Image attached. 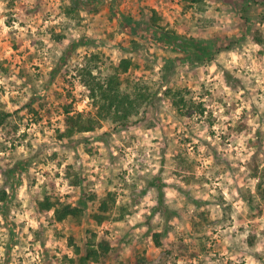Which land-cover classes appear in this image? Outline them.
<instances>
[{
	"label": "rangeland",
	"instance_id": "374dc122",
	"mask_svg": "<svg viewBox=\"0 0 264 264\" xmlns=\"http://www.w3.org/2000/svg\"><path fill=\"white\" fill-rule=\"evenodd\" d=\"M155 30L235 44L177 59ZM123 57L122 87L138 81L148 104L59 139L65 106L95 112L85 69ZM0 109V264H77L74 244L102 238L87 264H264V0H0ZM46 196L86 213L57 221Z\"/></svg>",
	"mask_w": 264,
	"mask_h": 264
},
{
	"label": "trees",
	"instance_id": "16d2710c",
	"mask_svg": "<svg viewBox=\"0 0 264 264\" xmlns=\"http://www.w3.org/2000/svg\"><path fill=\"white\" fill-rule=\"evenodd\" d=\"M156 32V30H155ZM159 40L164 42L167 47L176 51L182 52L177 59H190L193 61L204 62L211 59L217 52L232 48L235 41L228 38L226 41L221 40L220 37L212 38H195L185 37L169 30H162ZM256 41L260 42L258 36L254 37ZM176 58H167L163 61V70L167 71L173 68L172 61ZM133 65V61L129 57H123L119 60L117 65H113L114 72L98 77L93 74L91 68L85 69L84 82L88 88L89 96L93 99L95 112L92 115L83 112H72L67 106L64 108V127L63 129H56V135L59 139L71 138L74 134L79 132L93 131L101 125L100 120L110 119L115 122H125L130 115L137 113L139 109L148 104L150 100V93L146 87L140 86L138 81H130L126 79V85H132L130 89L122 87L124 80L120 77L121 72H126L127 69ZM84 70V69H83ZM166 92H169L168 90ZM177 94H180L178 92ZM183 97L177 99L174 95L172 102L179 106ZM9 112L0 109V126L6 122ZM74 184H79V180L73 181ZM261 180L258 181L256 190L264 197V187H261ZM159 191L160 188L158 189ZM7 193L5 187L0 189V201L4 200ZM93 196V195H92ZM95 197V195H94ZM162 202L160 197V203ZM115 203L114 193L109 191L99 198L97 207L88 212L90 220L96 224H102L110 218V209ZM41 210L53 209V217L57 221L70 216L75 219H81L85 215V201L80 199L78 204L67 201L51 200L49 196L39 201ZM160 233H154L156 244L159 242ZM75 260L77 264H87L89 261H97L102 255H106L109 251V243L102 238L98 243L87 242L84 245L83 251L79 245L74 244ZM203 264V263H199Z\"/></svg>",
	"mask_w": 264,
	"mask_h": 264
}]
</instances>
